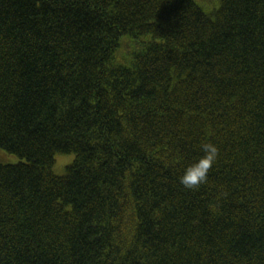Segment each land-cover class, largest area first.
Returning <instances> with one entry per match:
<instances>
[{
	"label": "trees",
	"instance_id": "16d2710c",
	"mask_svg": "<svg viewBox=\"0 0 264 264\" xmlns=\"http://www.w3.org/2000/svg\"><path fill=\"white\" fill-rule=\"evenodd\" d=\"M205 1L0 0V264H264V0Z\"/></svg>",
	"mask_w": 264,
	"mask_h": 264
},
{
	"label": "clouds",
	"instance_id": "9594fccd",
	"mask_svg": "<svg viewBox=\"0 0 264 264\" xmlns=\"http://www.w3.org/2000/svg\"><path fill=\"white\" fill-rule=\"evenodd\" d=\"M204 150L207 153L194 168H190L183 177L181 182L188 188L195 187L206 180L208 169L214 162L218 149L215 145L206 144Z\"/></svg>",
	"mask_w": 264,
	"mask_h": 264
},
{
	"label": "rangeland",
	"instance_id": "374dc122",
	"mask_svg": "<svg viewBox=\"0 0 264 264\" xmlns=\"http://www.w3.org/2000/svg\"><path fill=\"white\" fill-rule=\"evenodd\" d=\"M205 3H207V0L205 1ZM63 164H65V161H63L62 159L57 160L55 170L58 174H62V172L64 171Z\"/></svg>",
	"mask_w": 264,
	"mask_h": 264
}]
</instances>
